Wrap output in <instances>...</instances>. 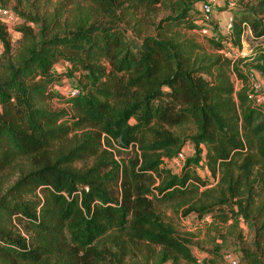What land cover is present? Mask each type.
<instances>
[{
  "label": "trees",
  "instance_id": "16d2710c",
  "mask_svg": "<svg viewBox=\"0 0 264 264\" xmlns=\"http://www.w3.org/2000/svg\"><path fill=\"white\" fill-rule=\"evenodd\" d=\"M201 2L77 0L22 13L38 30L23 25L16 49L0 21V264H127L144 246L158 264L196 263L164 209L261 219L240 260L264 264V106L249 97L247 59L222 53L242 48L247 26L264 36V0L248 1L225 34L212 20L221 38L206 35L210 48L191 34ZM249 66L264 77V49ZM64 78H76L67 94L55 91ZM188 141L194 153L175 173L165 159Z\"/></svg>",
  "mask_w": 264,
  "mask_h": 264
},
{
  "label": "rangeland",
  "instance_id": "374dc122",
  "mask_svg": "<svg viewBox=\"0 0 264 264\" xmlns=\"http://www.w3.org/2000/svg\"><path fill=\"white\" fill-rule=\"evenodd\" d=\"M77 0H0V7L10 9L13 13L12 20H4L0 15V21L6 26L8 34L10 36V42L13 49L18 47L19 42L23 38L21 27L25 24L31 26L35 31L38 30L37 25L27 20L25 15L28 16H45L52 14L59 5L69 4L70 9L73 8ZM209 1L213 5L212 17L213 23L220 29V32L225 34L227 32V24L236 16H242V13L246 9L248 1L255 3L257 0H203ZM202 3V2H201ZM198 6H200V4ZM85 4V3H84ZM86 6V4H85ZM69 8V7H68ZM166 11L160 10L159 17L165 16ZM219 16V17H217ZM2 18V20H1ZM215 26H213L215 28ZM212 29L210 36H215L220 39L221 36L218 32ZM231 30V29H230ZM214 32V33H213ZM191 34L195 35L198 41L206 48L209 47L207 37L200 34L199 30H192ZM264 49V36L256 37L251 31L250 27H246L243 35L242 48L227 44L225 47L226 52H230L233 60L246 58L243 62L242 70L245 74L249 75L250 63L253 62L257 54ZM5 51L4 45L0 41V59ZM68 64H61L58 70L64 72ZM247 65V66H246ZM234 78L235 88L238 90L242 87V81L236 76ZM258 80L261 83V89L256 94L264 100V77L258 74ZM76 78H64L60 82L59 86L55 88V91H59L63 94H67L70 89L75 87ZM264 106V102L261 103ZM53 107L60 109L65 105L61 104L59 99H55L52 103ZM186 133H190L191 130L187 127L182 129ZM180 132V130H179ZM133 149L117 152L115 151L117 159L129 158L132 156ZM183 152L186 158L189 154L194 153V147L188 141L184 146ZM168 168H171L175 173L181 172L179 169L170 163H166ZM184 166V165H183ZM196 172L202 180H208L209 184L214 182L211 174L204 167H197ZM226 212L231 216V212L228 207H225ZM216 209L215 217L206 216L204 219H199L196 214L192 213L187 217H181L178 213H175L171 209H164L166 219L171 221L175 226L177 233L190 241V246L194 256L197 258L196 263L193 264H231L232 260L239 261L242 264L241 249L250 246L254 240V233L252 231V222L259 224L261 219L254 218L249 221L241 217L238 221L231 218L227 223H223L217 218L218 215H223L224 212ZM149 247L144 246L142 248L143 253L134 252L127 258V264H158L154 258H151V251ZM145 260V258H147ZM165 264H174L171 261ZM177 264H187L180 261Z\"/></svg>",
  "mask_w": 264,
  "mask_h": 264
},
{
  "label": "built area",
  "instance_id": "2783aa9c",
  "mask_svg": "<svg viewBox=\"0 0 264 264\" xmlns=\"http://www.w3.org/2000/svg\"><path fill=\"white\" fill-rule=\"evenodd\" d=\"M200 11L202 12V16L203 19L201 21L197 22V25L200 26V34L204 35V36H208L210 34V32L213 29V26L211 24V21L213 19L212 17V13H213V5L211 2L209 1H203L200 5ZM0 15L2 16V18L4 20H12L13 19V13L10 9H6V8H1L0 7ZM1 18V20H2ZM227 32L230 31V29L232 28V20L227 24ZM222 53L227 56L230 59L232 56L230 52H226L225 49L222 51ZM248 76V81H249V97L250 99L254 102V105H259V106H263L264 100L257 96L256 94L258 93V91L261 89V83L258 80V73L256 71H251L249 72V75L246 74ZM76 93V90L72 91V95H74ZM186 160V155L183 151L179 152L174 158L172 159H165L166 163H170L171 165L176 166L177 168L181 169L185 163ZM239 261L237 260H232L231 264H238Z\"/></svg>",
  "mask_w": 264,
  "mask_h": 264
},
{
  "label": "crops",
  "instance_id": "0c3cea01",
  "mask_svg": "<svg viewBox=\"0 0 264 264\" xmlns=\"http://www.w3.org/2000/svg\"><path fill=\"white\" fill-rule=\"evenodd\" d=\"M217 17H219V16H217Z\"/></svg>",
  "mask_w": 264,
  "mask_h": 264
}]
</instances>
